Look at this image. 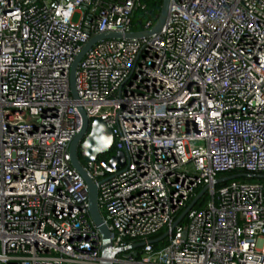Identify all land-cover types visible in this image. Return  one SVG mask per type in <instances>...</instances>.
Segmentation results:
<instances>
[{"label": "built area", "instance_id": "obj_1", "mask_svg": "<svg viewBox=\"0 0 264 264\" xmlns=\"http://www.w3.org/2000/svg\"><path fill=\"white\" fill-rule=\"evenodd\" d=\"M139 6L0 0V264L103 262L69 163L77 104L125 155L112 172L106 153L79 159L116 250L109 264H264V181L214 182L264 174V0H169L157 33L85 52L73 100V56L95 34L150 29L157 16L132 29Z\"/></svg>", "mask_w": 264, "mask_h": 264}, {"label": "water", "instance_id": "obj_2", "mask_svg": "<svg viewBox=\"0 0 264 264\" xmlns=\"http://www.w3.org/2000/svg\"><path fill=\"white\" fill-rule=\"evenodd\" d=\"M169 0H161V6L159 13L155 19L153 26L146 31H127L123 33L119 32H103L95 34L90 37L79 49V51L73 56L69 68H68V90L69 95L73 100L77 99V95L74 87V73L79 60L85 54V52L97 41L103 39H118V38H141L152 33H157L165 22L168 13ZM76 108L80 114L81 125L78 131L74 134L68 143V155L70 166L81 176L86 187V203H87V215L95 226L100 236V255L103 258L102 264H109V259L113 257L116 250L110 247V233L103 221V218L98 210L97 206V188L96 183L92 181L89 175L80 164L82 161H92L98 154H104L110 151L112 146V133L111 130L104 125V123L98 119L91 121L88 124L87 117L85 116L83 109L80 105H76ZM86 133V134H85ZM80 159V160H79ZM125 161V155L121 150H115L109 155L106 162H101L100 166L107 172H112L122 165ZM237 177H249V178H261L264 179V174L256 173H233L216 178L214 182H223L231 180ZM203 191L200 190L190 202L183 208L178 214L175 220L172 222L170 228H173L178 221L183 217L186 211L193 205L197 197ZM166 235L163 232L160 236L151 239L149 241L155 242ZM142 244L134 243L133 247Z\"/></svg>", "mask_w": 264, "mask_h": 264}, {"label": "trees", "instance_id": "obj_3", "mask_svg": "<svg viewBox=\"0 0 264 264\" xmlns=\"http://www.w3.org/2000/svg\"><path fill=\"white\" fill-rule=\"evenodd\" d=\"M141 6H139L132 14V29H141L142 24L144 20L147 18L151 19L154 16H157L160 10L161 6V0H140ZM154 20V18H153ZM111 153H113V148L111 147L110 151L104 154V157L109 156ZM233 174V171L219 174V177H222L224 175ZM233 180H246V181H252V180H258V181H264V179L261 178H247V177H237L233 178L231 180L224 181L225 183ZM197 206V204H196Z\"/></svg>", "mask_w": 264, "mask_h": 264}]
</instances>
